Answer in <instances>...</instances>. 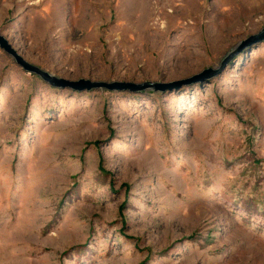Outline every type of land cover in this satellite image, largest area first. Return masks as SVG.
<instances>
[{
  "label": "rangeland",
  "instance_id": "obj_1",
  "mask_svg": "<svg viewBox=\"0 0 264 264\" xmlns=\"http://www.w3.org/2000/svg\"><path fill=\"white\" fill-rule=\"evenodd\" d=\"M264 0H0L69 81L219 68ZM0 264H264V41L171 92L55 89L0 49Z\"/></svg>",
  "mask_w": 264,
  "mask_h": 264
},
{
  "label": "water",
  "instance_id": "obj_2",
  "mask_svg": "<svg viewBox=\"0 0 264 264\" xmlns=\"http://www.w3.org/2000/svg\"><path fill=\"white\" fill-rule=\"evenodd\" d=\"M264 41V28H262L257 34L249 36L246 40L239 42L237 46L226 56L219 68L217 69H205L199 74L193 75L184 80L170 82V83H151L143 82L140 84L127 83V82H92L89 80L79 79L77 81H69L62 78H57L29 63L11 47L8 41L0 34V49L9 57L13 59L15 64L20 67L25 73L32 74L40 78L44 83L55 89H69L76 92L91 91V90H107L117 92H130L140 93L146 90L153 92H171L174 89H179L182 86H188L196 83H200L205 80H209L218 76L226 67V64L230 58L240 53L245 47H250Z\"/></svg>",
  "mask_w": 264,
  "mask_h": 264
}]
</instances>
